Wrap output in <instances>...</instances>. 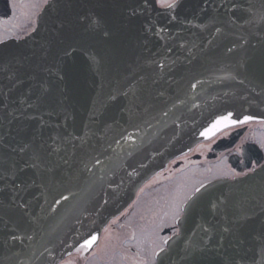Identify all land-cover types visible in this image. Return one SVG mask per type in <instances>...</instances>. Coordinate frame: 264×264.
I'll use <instances>...</instances> for the list:
<instances>
[{
	"label": "water",
	"instance_id": "water-1",
	"mask_svg": "<svg viewBox=\"0 0 264 264\" xmlns=\"http://www.w3.org/2000/svg\"><path fill=\"white\" fill-rule=\"evenodd\" d=\"M262 17L264 0H49L33 32L3 43L0 136L30 148L3 150L15 176L0 180V264L95 244L171 158L233 125L218 119H264ZM65 137L82 140L65 152ZM199 189L155 264H264V164Z\"/></svg>",
	"mask_w": 264,
	"mask_h": 264
},
{
	"label": "flooded vegetation",
	"instance_id": "flooded-vegetation-1",
	"mask_svg": "<svg viewBox=\"0 0 264 264\" xmlns=\"http://www.w3.org/2000/svg\"><path fill=\"white\" fill-rule=\"evenodd\" d=\"M48 1L0 0V46L30 34L38 26L40 13ZM157 2L166 6L163 0ZM234 131L238 138L231 147L214 149L219 139L229 137ZM262 163L264 120L233 124L172 158L166 168L144 183L134 200L108 222L99 241L90 246L80 245L58 264H117L118 260L121 264H154L157 253L179 232L184 206L200 186L219 178L244 176ZM190 171L196 177L191 184L187 179ZM173 183L175 190L171 193H149Z\"/></svg>",
	"mask_w": 264,
	"mask_h": 264
},
{
	"label": "snow or ice",
	"instance_id": "snow-or-ice-1",
	"mask_svg": "<svg viewBox=\"0 0 264 264\" xmlns=\"http://www.w3.org/2000/svg\"><path fill=\"white\" fill-rule=\"evenodd\" d=\"M163 2H164V3L166 4V6L169 7V8H174V7L176 6V4H177V0H172L171 3H168V0H163ZM133 14H134V13H133ZM262 19H264V17H262ZM228 51H231V49H228ZM69 54H70V53H66V55H69ZM165 66H166V65H164V64H159V65H158V67H160V68H164ZM191 87H192V88H195V87H196V84L193 83V84L191 85ZM249 119H251V117H247V116H246V117H244V120H243V121H229V117H228V116H224V117H221L220 119H218V120L213 124L212 129L217 128L221 123H224V122H230V123L235 124V123H243V122H245V121H247V120H249ZM206 131H211V129H210V130H206ZM204 134H205V133H201V135H204ZM73 139H81V140H82V138H79V137H72L71 139L68 138V137H65L64 140L67 141V144H66V145L64 146V148H63V150H64L65 152L68 151V146H69V145H70V147H71L72 150H75V149L78 147V145L72 143V140H73ZM80 147H83V144H81ZM29 148H30V145H28V144L23 145V146L20 147L19 149L14 148V147H11V145L8 144V143H6V142L4 141V139H3V137L0 136V165L3 164L4 159H5V157L7 156V152H4V151H3L4 149H10L11 152H17V151H19L20 153H25V152H27V151L29 150ZM52 151H54V152H59V151H61V146H60V145H57V147L53 148ZM31 159L34 161V163H32L31 165H27V166H29V167H36V166H37V163H35V162H39V161L41 160V156H40L39 153L33 151V152H32V157H31ZM97 162H99V161H97ZM65 163H67V161H65ZM14 176H15V173L12 172L11 169L6 168V167H0V180H5L6 178H10V177H14ZM15 187H16V188H19L20 186H19V185H15ZM196 191L199 192L200 189H197ZM64 199H67V197H64ZM56 203H59V201H56ZM213 207L215 208V207H217V206L214 205ZM205 231H207V230H205ZM225 231H227V229H225ZM95 239H96V237L93 236V237L91 238V240L86 241V245H82L81 247L90 246L91 243H92L93 241H95Z\"/></svg>",
	"mask_w": 264,
	"mask_h": 264
},
{
	"label": "rangeland",
	"instance_id": "rangeland-1",
	"mask_svg": "<svg viewBox=\"0 0 264 264\" xmlns=\"http://www.w3.org/2000/svg\"><path fill=\"white\" fill-rule=\"evenodd\" d=\"M201 171H198V173H200ZM190 175H189V177L187 178L188 179V182H189V184H191L190 182H193L194 180H195V173L193 172L192 173V171H190V173H189ZM181 178H179L178 179V182H180V184L182 183V181L180 180ZM175 182V181H174ZM173 185V187L172 188H170L171 186ZM174 183L173 184H171L170 186H166V188L164 189V188H161V189H159V190H153V192H149V193H151V195H153V193H157V195H159V194H162L163 195V193L164 192H166V193H171V191L172 190H175V188H174ZM179 189V188H178ZM180 191V190H179ZM178 191V192H179ZM177 192V191H176ZM151 198V197H150ZM149 198V199H150ZM145 202V201H144ZM146 202H147V200H146ZM117 262V264H121L120 263V260H118V261H116ZM114 264H116V263H114Z\"/></svg>",
	"mask_w": 264,
	"mask_h": 264
}]
</instances>
